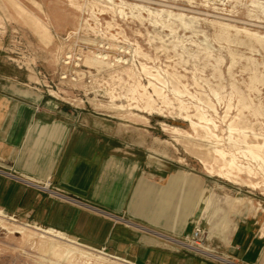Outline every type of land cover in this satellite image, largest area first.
<instances>
[{"label": "rangeland", "instance_id": "rangeland-1", "mask_svg": "<svg viewBox=\"0 0 264 264\" xmlns=\"http://www.w3.org/2000/svg\"><path fill=\"white\" fill-rule=\"evenodd\" d=\"M36 20L47 35L33 32ZM81 46L94 55L104 51L106 64L87 52L92 84L73 82L74 73L62 83L64 56ZM0 50L55 110L101 118L118 147L135 158L153 164L160 156L170 170L195 174L203 247L224 256L236 241L262 237L261 254L235 263L264 264V165L243 153L258 143L253 155L264 159V0H0ZM188 120L200 128L192 130ZM175 127L181 135L170 133ZM232 159L234 167L226 163ZM237 165L252 174L237 175ZM220 168L233 177L220 176ZM6 217L0 218V264H126ZM52 242L57 247L49 253ZM69 250L74 260L66 257Z\"/></svg>", "mask_w": 264, "mask_h": 264}, {"label": "crops", "instance_id": "crops-1", "mask_svg": "<svg viewBox=\"0 0 264 264\" xmlns=\"http://www.w3.org/2000/svg\"><path fill=\"white\" fill-rule=\"evenodd\" d=\"M27 81L0 56V211L126 264H217L157 235L183 238L200 226L195 174L160 156L135 158L101 118L55 110ZM260 239L222 255L249 262Z\"/></svg>", "mask_w": 264, "mask_h": 264}, {"label": "built area", "instance_id": "built-area-1", "mask_svg": "<svg viewBox=\"0 0 264 264\" xmlns=\"http://www.w3.org/2000/svg\"><path fill=\"white\" fill-rule=\"evenodd\" d=\"M89 49L90 47H87V46H83V47L81 46L78 50L73 48L70 52H68V54L64 56L62 60V64L65 66V70L64 71L61 70V72L59 73V80L62 83H64V81L67 80L68 76H71V73L72 74L74 73L75 78L73 77L71 78L73 82H75L76 81L75 79H77L78 81H87L88 84H92L93 79H94V74L92 75V73L90 72V69L87 66H85V63H84L85 58H86L85 54L89 52L90 54H92V56L96 58L97 61L104 63V64H106L104 61L107 60L108 55H106L104 51L94 55V53H91L92 51H89ZM125 55H127V52L125 53ZM116 62L118 64H123V65L126 64L125 61L122 62L121 58L118 59ZM97 73L99 72L96 71V74ZM45 91H46L47 96L53 97L52 94H48V90H45ZM42 94L45 95V93H42ZM91 94L93 97L91 99L96 100V98L98 97V94H95L94 91H92ZM83 97L84 98L80 100V104L82 105H84L85 103H88L87 102L88 100L86 99L85 95H83ZM158 236L163 244H165L166 246L172 247L174 249L187 250L209 261H212V260L215 262L218 261L223 264H228V263L238 264V263L233 262L232 260H230V258H227V257H226L227 262H222L220 260L215 259L214 258L215 256H218V257H224V256H219V254L216 251L211 250V249L207 250L204 253L198 251L197 248L203 249L201 247L204 246L205 242L207 241L205 237V233L200 226L195 227L190 236H186L183 238H172V237L167 236L166 234H161V233H159Z\"/></svg>", "mask_w": 264, "mask_h": 264}, {"label": "bare ground", "instance_id": "bare-ground-1", "mask_svg": "<svg viewBox=\"0 0 264 264\" xmlns=\"http://www.w3.org/2000/svg\"><path fill=\"white\" fill-rule=\"evenodd\" d=\"M110 1V0H109ZM133 8H135V7H133ZM151 13V12H150ZM162 13V12H161ZM120 14H121V12H120ZM156 15V14H155ZM167 15H168V13H167ZM170 15L171 14H169V16L168 17H170ZM154 16V15H153ZM138 17H140V16H138ZM179 19H181V16H179ZM33 20L35 21V19L33 18ZM182 20V19H181ZM183 23V22H182ZM34 25V27H33V32L38 36V37H40V36H44V35H47V33H46V29H45V27L42 25V23L39 21V20H36V23H34L33 24ZM166 27H167V25H166ZM185 28V27H184ZM254 37V36H253ZM261 39V38H260ZM261 42V41H260ZM123 62V61H122ZM233 63V62H232ZM145 70H146V68H145ZM157 80V79H156ZM150 85H153V84H151L150 83ZM154 86V85H153ZM154 93L157 95V96H160L161 97V95H160V91H159V89H157L156 88V86L154 87ZM150 96V95H149ZM147 98V97H146ZM150 102H151V99H150ZM153 102V101H152ZM147 104V106H148V103H146ZM121 107V106H120ZM145 108V107H144ZM147 109H149V108H147ZM152 110V109H151ZM140 117V116H139ZM195 117L199 120V122L200 123H207L208 122V120L203 116V115H201V114H196L195 115ZM189 118V117H188ZM188 118H185V119H188ZM146 120V119H145ZM188 122H189V126H190V128L192 129V130H195L196 129V127H198L199 125H197L196 123H194L193 121H191V120H188ZM210 124V123H209ZM202 127H204V126H202ZM198 128H200V126L198 127ZM230 128V127H229ZM203 129V128H202ZM209 130V129H208ZM234 130V129H233ZM232 129H230V132H232L233 131ZM209 132V131H208ZM171 134H173V135H181L182 134V132L178 129V128H172V131L170 132ZM208 134V133H207ZM206 134V135H207ZM211 135H212V133H211ZM212 136H214V135H212ZM254 137L256 138V139H259L258 137H256L255 135H254ZM217 138V137H216ZM261 140H262V138H260ZM246 148L248 149V151H246V152H243L244 154H248L253 160H260L262 163H263V165H264V159L262 158V155L260 156V158L258 157V156H256L255 154L253 155V149L255 150V149H258V148H261V144L259 145L258 143H249V144H247V146H246ZM262 149H263V147H262ZM216 151V150H215ZM256 151V150H255ZM260 151H261V149H260ZM218 154H220V159L221 160H223V161H226V157H225V154L223 155L220 151H216ZM257 154V153H256ZM227 155V154H226ZM244 156V155H243ZM232 158H234L235 160H236V158L235 157H232ZM227 164H229V166L230 167H234V165H236V163L233 161V159L231 160V161H227L226 162ZM237 168V169H236ZM235 169H236V172L238 171V173H237V175L238 174H241V172H243V170L244 171H246L247 173H248V175H251L252 174V171L250 170V169H245V168H243L241 165H237V167H236ZM233 172V171H232ZM219 175L220 176H222L223 178H230V177H233L232 176V174H231V172L230 171H225L223 168H220V170H219ZM237 177V176H236ZM239 178V177H238ZM237 178V179H238ZM235 179V178H234ZM244 201V199H235V203L234 204H241L242 202ZM9 217V216H8ZM0 218H7L6 217V215L2 212V211H0ZM9 220H12V219H9ZM14 221V220H13ZM1 226V225H0ZM35 229L36 230H39V231H41L44 235H48V236H50V237H52V238H54V239H56L57 241H64V242H66V243H74V241L73 240H71L70 238H68L67 236H65V235H63V234H60V232L58 233V232H55V231H53V230H50V229H44V230H42V229H40V228H36L35 227ZM158 235V234H157ZM56 240H55V242H56ZM54 242V241H53ZM49 243V244H47V248H48V251H49V253H52L55 249H56V247H57V245L55 244V243ZM201 248H203V249H199V248H197V250L198 251H200V252H206L207 250H209L208 248H205V247H201ZM68 255H72V259L74 260V253H72V251H66V257L68 256ZM215 259H217V260H220V261H222V262H227L226 261V256L225 257H218V256H215L214 257ZM228 264H231V263H228Z\"/></svg>", "mask_w": 264, "mask_h": 264}]
</instances>
